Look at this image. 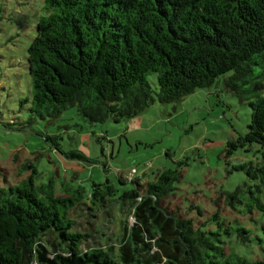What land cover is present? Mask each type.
Segmentation results:
<instances>
[{
  "label": "trees",
  "instance_id": "obj_1",
  "mask_svg": "<svg viewBox=\"0 0 264 264\" xmlns=\"http://www.w3.org/2000/svg\"><path fill=\"white\" fill-rule=\"evenodd\" d=\"M45 10L27 48L28 123L56 120L70 107L91 124L119 123L231 73L226 88L252 112L247 132L226 143V156L252 146L264 150V0H45ZM234 169L261 193L264 154ZM28 170L26 178L0 186V264H264L225 253L219 231L225 225L230 235L231 223L221 220L218 231H205L162 206L175 191L178 170L136 183L118 207L110 186L93 184L84 202L81 188L63 186L58 193L52 179L36 185L33 164L21 163L15 175ZM242 191L227 200L232 204ZM254 199L264 219V205ZM76 209L88 219L119 222L120 233L108 237L91 222L88 231L77 230ZM94 234L99 241L91 246Z\"/></svg>",
  "mask_w": 264,
  "mask_h": 264
},
{
  "label": "rangeland",
  "instance_id": "obj_2",
  "mask_svg": "<svg viewBox=\"0 0 264 264\" xmlns=\"http://www.w3.org/2000/svg\"><path fill=\"white\" fill-rule=\"evenodd\" d=\"M43 16L45 0H0V186L29 176L31 170L23 171L22 177L15 174L21 163H30L37 172L36 185L52 179L58 193L63 186L81 188L84 202L93 184L102 185L101 189L110 186L118 207L119 197L136 189V183L144 186L165 170H178L175 191L162 206L170 213L177 209L205 231H218L221 220L231 223L230 235L224 234L225 225L219 231L225 253L248 261L264 260V219L254 199L264 205V187L257 193L256 183L234 169L262 161L264 150L252 146L230 156L225 153L228 141L247 132L252 112L248 101L226 88L231 73L177 102L155 103L119 123L91 124L73 107L56 120L36 118L28 123L32 90L27 48ZM148 79L154 88L156 75ZM239 187L243 191L231 204L227 195ZM216 213L217 220L213 219ZM71 217L83 232L91 229V222L96 232L108 237L120 233L119 222L106 216L88 219L83 209H76ZM127 222L131 225L133 220ZM238 226L249 234L240 235ZM96 236L89 245H97Z\"/></svg>",
  "mask_w": 264,
  "mask_h": 264
}]
</instances>
